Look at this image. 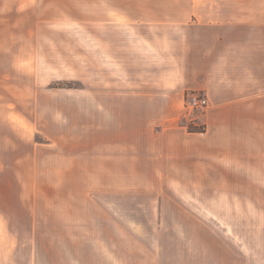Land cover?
I'll return each instance as SVG.
<instances>
[{"label":"rangeland","instance_id":"obj_1","mask_svg":"<svg viewBox=\"0 0 264 264\" xmlns=\"http://www.w3.org/2000/svg\"><path fill=\"white\" fill-rule=\"evenodd\" d=\"M85 8L0 0V246L223 264L221 244L243 245L259 226L212 223L196 176L174 169L190 167L181 145L156 137L170 125L203 130L201 110L186 107L197 93L180 113L133 109L124 95L142 82L131 43Z\"/></svg>","mask_w":264,"mask_h":264},{"label":"crops","instance_id":"obj_2","mask_svg":"<svg viewBox=\"0 0 264 264\" xmlns=\"http://www.w3.org/2000/svg\"><path fill=\"white\" fill-rule=\"evenodd\" d=\"M84 2L87 16L108 18L131 43L142 82V91L124 95L133 109L180 113L187 92L207 98L198 113L201 132L170 125L156 137L181 145L190 167L174 169L196 176L202 208L216 215L212 223L259 226L245 230L243 245L221 244L223 264H264V0ZM9 246H0V264H89L81 256L111 263L105 250L80 255Z\"/></svg>","mask_w":264,"mask_h":264},{"label":"built area","instance_id":"obj_3","mask_svg":"<svg viewBox=\"0 0 264 264\" xmlns=\"http://www.w3.org/2000/svg\"><path fill=\"white\" fill-rule=\"evenodd\" d=\"M208 106V100L198 94H192L186 100V107L189 110H204Z\"/></svg>","mask_w":264,"mask_h":264}]
</instances>
